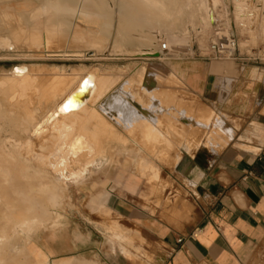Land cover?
<instances>
[{
    "label": "rangeland",
    "instance_id": "rangeland-1",
    "mask_svg": "<svg viewBox=\"0 0 264 264\" xmlns=\"http://www.w3.org/2000/svg\"><path fill=\"white\" fill-rule=\"evenodd\" d=\"M23 1L0 0L2 4L1 9H3H0L2 11L0 12V18L2 19V21L0 19V35H4L5 33L1 28L8 26L6 21L10 22L11 27L13 25H17L16 27H18L19 24H24L21 20L22 16L17 10L5 8L7 5L16 6L18 3H23ZM28 1L31 5H37L39 2V0ZM223 1L227 5L228 13H223L222 8L219 6L218 11L220 16L218 25L215 28L204 29L196 24L192 18L194 14H204V6H201L200 0H180L179 8L173 10L169 18L158 16V11L156 10H150L149 8H145L144 10L143 7L130 3L128 0H101L108 14V17L104 20V28L106 33H108V37L103 34L102 37L104 36L106 41H108V38L116 37L118 31L130 29L131 44H126L122 49L115 48L107 42L103 44L96 42L91 37L90 31L101 29V26L98 23L94 24L93 21L85 20V18L75 12L67 15L68 21L66 19L64 26L65 29L68 28V30L74 32L80 31L77 32L80 35L73 39L75 43H66V37H64L65 40L62 37L63 42L59 38L53 39L54 45L52 43L51 45L47 43L42 44L43 48L40 54L43 57L32 56L33 58L23 55L27 53H14V49L8 52L5 48H0V102H2L0 105V145L6 144L8 141L6 139H8L9 127L6 122V116L4 117V114L7 113L6 110L9 109L8 105L4 104L6 103V97L16 95L19 98L18 103L27 107L28 111L32 113V116L30 115L31 122L25 123L28 131L13 133V136L11 135L12 140H15L16 145L18 144L20 147L25 148L23 152L26 154H30L31 152L36 153L39 150L42 153L46 150V146L42 148L41 146L46 145L47 138L50 137L51 141L53 132L51 130V133L45 134L44 129L48 128L55 121L54 117L57 115L56 112L59 105L66 98L67 94H70L77 88L79 79L88 73L95 74L97 84L100 83L102 85L103 82L108 85L105 90L102 88L104 85L102 87L98 85L96 91L98 94L97 100L93 102V107L89 108V112H92L93 115L96 113L100 118H103L95 110L96 104L99 101H107L108 97L113 93H119L123 95L125 100H129L131 98L129 95H132L138 102H143V108L147 110L148 107L150 111H154L156 114L154 120L159 123H153V125H158L157 130L151 125L153 132L151 136L146 137L147 144L149 145L147 152L152 153V158L148 156L132 157L128 156V154L115 155V158L121 162L122 166L116 168L114 165L101 171L112 156H98V158H103L101 160L105 163H97L96 165L94 163H85L83 167L96 170L99 173L92 176V181L90 177L86 182L77 187H71L69 182H63V185L68 188L66 189L68 193L66 196L58 195V189L55 187H41L40 181L36 177V181L33 183L34 186H26L21 189L22 195H28L29 198H33L34 200V203L28 202L26 207L28 210L22 211L17 202L13 203L14 206L5 203L6 199H3V196L8 192V188L7 185L0 187V264H40V262L44 261L45 256L36 253L39 243L47 244L50 236H54L55 232L64 231L70 227L74 229L78 228L82 222L92 224L97 228L98 224L96 220L98 217L101 219L99 226H101L104 233L105 255H109L118 245V236L122 235L123 237V234L127 232V227L113 219L112 209L107 204H105V207L92 210L89 206V194L91 192L100 191L102 194L105 191L111 194L112 191H115L123 194L121 191L122 187L133 192L139 184L144 188V193L141 196L146 202H152L154 209H151V211L154 213L155 208H158V210H161L160 215H163V213L168 211L169 207L174 205V203H178L181 197L187 196V193L182 189H172L175 182H177L172 175L174 173L173 167L177 163V156H182L183 153L190 154L191 156H196L200 153L205 155L222 154L231 147L229 140L234 135V131L230 134V139H225V144L219 147L211 144L212 146L208 145V148L203 149L199 145L200 140H203L201 132L197 128H193L195 133L192 135V127L183 126V128L179 122L184 114L191 116L192 114H199L198 116H200L201 111L205 113L203 115L205 116L204 120L210 119L215 113H221L226 117L225 121L231 127L234 125L233 121L235 123L234 126L238 129L240 128L238 117L242 118L241 124L247 121L244 117L228 111V108L239 102L240 98L249 97L247 94L240 91L234 96L232 101L228 102L212 100L192 92L177 73V70L183 66L192 65L200 59L210 57L209 45L211 43H226L230 37H234L238 42L239 56L244 60L236 62L224 61L225 64H221L222 68L240 65L234 67H243L241 71L243 74L249 71L256 72V75H250V79L264 77V34L259 31L260 28L257 26L256 21L247 17L245 18L246 20L244 17L241 20H237L235 14H232V12L234 13V7L231 0ZM247 5L248 9H246V13L249 9H253L251 3ZM25 8L26 5H23L21 9ZM51 12L48 18L42 20L45 24L55 21L57 17L55 9H52ZM126 14H131L132 18L126 20ZM140 17L145 18V20H141L137 24L139 22L137 19ZM146 19L150 20L154 25L145 26L147 25ZM71 21L75 23L72 26L71 24L68 25ZM40 25H43V23ZM69 26L71 29H69ZM217 31H222L221 33L224 34V38L227 36L225 41H223V36H220L222 39L218 37ZM142 34L152 36V41H157V48H159L160 42L169 43V52L159 54L162 55L160 60L154 58L144 59L135 54L133 55V53H137L141 48L152 46L151 41L146 42L140 37ZM202 36H204L205 40L200 41V37ZM41 40L44 41V37ZM170 43L173 45L175 43L178 46H170ZM146 44L151 45L146 46ZM56 45L57 47H55ZM16 50L26 49L17 48ZM44 54L47 56L45 57ZM146 63H152L151 66L156 70L149 73L139 72L141 66L148 65ZM18 66L23 67L26 74H32V84L25 88L13 86L11 83L12 68ZM162 67H164V70H162ZM76 74H80V76L75 79ZM234 84L235 82L232 83L231 87ZM21 90L24 91L23 94L25 96H23ZM135 94L137 95L135 96ZM138 95H142L143 99L140 100ZM155 98L158 100V103L154 101ZM227 115L230 117L228 118ZM82 118L78 120L80 123L90 118V115L88 114ZM58 120H62L60 115L56 121ZM113 121L114 123L111 127L115 136L114 142L117 144L120 142L119 144L122 147L120 145L119 147L122 152L133 149L131 141L134 137L132 134L133 128L131 127L133 124H127L126 126L123 121L118 119H114ZM159 129L162 131V133L160 132L161 134H159ZM249 132L252 131L249 129ZM26 143L29 145L28 147ZM112 150L106 148L105 152L109 153ZM133 153H136V151ZM41 158L44 159L43 163L45 167H48L47 171L51 169L53 172L56 170V163H59L65 157L44 156ZM52 159L55 166L51 164ZM84 162H87L86 157H84ZM68 170L75 171L76 168L71 166ZM53 175L55 173H52L50 176ZM99 175L101 176L99 177ZM26 177L29 179L34 178V174L28 172ZM101 187L103 189H99ZM166 188H170L171 194L166 193ZM87 192L88 194L86 195ZM55 200L58 201L53 202ZM32 206H34L33 210H31ZM194 210L195 205L192 200V217ZM123 241L124 239L122 240L120 251L128 255L129 250L124 246V243H128L127 241ZM126 258L138 264H148L151 260V256L144 252L135 253L133 256ZM80 262H83V264L91 262L100 264L101 259L95 251L75 257L72 264H81ZM48 264L51 263L48 262ZM250 264H264V258L255 259Z\"/></svg>",
    "mask_w": 264,
    "mask_h": 264
},
{
    "label": "crops",
    "instance_id": "crops-1",
    "mask_svg": "<svg viewBox=\"0 0 264 264\" xmlns=\"http://www.w3.org/2000/svg\"><path fill=\"white\" fill-rule=\"evenodd\" d=\"M219 61L200 59L177 73L192 92L212 100L228 102L240 91L247 94L228 108L247 121L241 124L238 117L239 129L232 121L234 135L226 152L183 153L173 167L177 182L172 189L187 196L160 215L141 196L142 186L133 192L122 187L123 194L112 191L107 202L113 219L127 227L113 252L105 255L98 217L97 228L82 222L55 232L47 244H38L36 253L51 264H72L75 257L95 251L102 264H138L126 257L140 252L151 256L148 264H250L264 258V77L250 79L256 72L243 74V67H234L240 65L222 68L225 62ZM121 237L128 255L120 251Z\"/></svg>",
    "mask_w": 264,
    "mask_h": 264
},
{
    "label": "bare ground",
    "instance_id": "bare-ground-1",
    "mask_svg": "<svg viewBox=\"0 0 264 264\" xmlns=\"http://www.w3.org/2000/svg\"><path fill=\"white\" fill-rule=\"evenodd\" d=\"M128 1L130 3L136 4L139 7H143L144 10L145 8H149L150 10H156L158 11L157 15L163 18H169L173 10L178 9L180 4V0H128ZM231 2L233 3V7H234V13L232 12V14H235L237 20H241L243 19V17L245 19L247 17L248 19L256 21L258 24L257 26H259L260 28L259 31L264 34V0H231ZM248 2L251 3L253 9L252 10L249 9L250 11L248 10L249 12L247 11L246 13V9H248L247 4H250ZM200 3L201 6H204V14L197 13L194 14L192 18L194 19L196 24L200 25L201 28L204 29L215 28L219 23L220 15H219L218 7L220 6L222 8L221 9L222 12L226 13L227 5L224 3L223 0H200ZM23 5H26L25 9H21ZM1 6L2 4L0 3V9ZM5 8L9 10L10 9L17 10L19 14L22 16L21 20L24 23V24L18 23L19 24L18 27H16L17 25L16 26L13 25L15 27L14 28L13 26L11 27V24H9L10 22L6 21L8 26L6 28H1L5 33L4 35H0V48H5L6 51L8 52L9 51L11 52V50L14 49L13 50L14 53L22 52V53H27L23 55L30 57L32 56L43 57V55L40 54L43 48L42 44L47 43L51 45L52 43L54 45L55 43H53L54 42L53 39L55 40L59 38L62 41V39L66 37L67 38L66 43L69 42L75 43V40L73 39L77 38L78 35H80V33L79 34L77 33L80 31L74 32L68 30V28L66 29L64 28L66 24L67 15L70 13L73 14V12H75L76 14L78 13L79 16L85 18V20L87 19L93 21L94 24L98 23V25L101 26V29L90 31L91 37L96 42L101 44L107 42L110 45H113V47L120 49H122V47H124L126 44H131L130 29L118 31L117 36L116 37L114 36L113 38L110 39L108 38V41H106L104 36L102 37V34L107 35L108 37V33H106L104 28L105 26L104 20H106L108 14L106 13L105 6L102 4L101 0H39L37 5H31L29 4L28 0H24L23 3H18L16 6L7 5ZM52 9H55V14L57 15V17L55 21H52L54 23L49 22V24H45V22H43L42 20L44 18H48L51 15ZM7 14L6 16H8ZM125 17L126 20H130L132 18L131 14H126ZM6 18L5 20L8 19ZM5 20L3 19V21ZM137 20H139V22H137V24H139L141 20L143 21L145 20V18L140 17ZM72 21L71 23L69 22L68 25L71 24L72 26V24L74 23V22L72 23ZM133 21L135 22V20ZM146 21H147L146 22L147 25L143 23L145 26L154 25L152 24V22H150V20L146 19ZM40 22H42L43 25H40L42 24ZM69 29H71L70 26ZM221 32L222 31L216 32L218 33L217 35L219 38L220 36L222 37L224 35ZM160 36L162 35L160 34ZM42 37H44V41L41 40ZM140 37L143 38V40L146 42L151 41L152 46H150L151 44L150 45L148 44L150 47L141 48L139 49V51H137V53H133V55L135 54L139 57H143L144 59L154 58L160 60L162 58V55L159 54H165L170 50L169 43L167 44V42L165 43L168 46V50L166 52H162L161 50L162 42L159 43V48H157L156 46L157 41L156 42L152 41V36L142 34L140 35ZM226 37L224 38L223 36L224 38L223 41H225ZM203 39L204 36L200 37V41H203ZM63 40H65V38ZM171 43L173 42L171 41ZM171 43L170 46L175 45V43L174 45ZM212 44L213 43L209 45V48ZM148 45L146 44V46ZM55 47H57V45ZM17 48H21V49L25 48L26 50H16ZM28 52H30V54H28ZM44 56L46 57L47 55L44 54ZM146 64L148 65L141 66L139 72L149 73L151 71L156 70L151 66L152 63H146ZM23 69L24 68L21 66L12 68L13 74L10 78L13 86H20L25 88L26 86L32 84V80H31L32 74L31 75H29L28 73L26 74ZM162 70H164V67H162ZM94 75L88 73L85 74L81 79H79L76 91L67 94L66 98L59 105V108L56 112L57 115H55L54 117L55 121L51 123V125H49L48 128L44 129L45 134L51 133V130L53 132H52L51 141L49 137L46 140L47 141L46 145L41 146V148L43 146H46V150L43 151L42 153L41 150H39L36 151V153L31 152L30 154H26L25 152H23L25 148L20 147L17 144L19 146L18 147L15 143V140H12L13 133L14 134L17 132L23 133L25 131H28L27 125L25 123L31 122L30 117L32 116L31 115L32 113L28 111L27 107L18 103L19 98H17L16 95L15 96L9 95L8 97H6V103L4 104L8 105L9 109L6 110L7 113L4 114V117L6 116V122L8 123V127H9L8 136H7L8 139H6L8 141L6 144L3 143L2 145H0V161H1L0 187L7 185L8 188V192L3 196V199L4 198L6 199L5 203H7L10 206H14L13 203L17 202L18 205L22 208V211L27 209L26 207L28 202L31 201L34 203V200L33 198H29L28 195H22L21 189L25 188L26 186H34L33 183L34 181H36V177L39 179L40 182H42V183L39 182L41 187L52 186L58 189L57 191L58 195H63V196L68 195L66 190L68 188L63 185V182H69L71 184V187L72 186L77 187L83 184L84 182H86L87 179L90 177L92 181L93 180L92 176L99 172H96V170L93 169H87L83 166L85 163H94L95 165L97 163L98 164L105 163L101 160L103 158H98V156H105V155L112 156L110 161L106 163L105 168L102 169L101 171H104L106 168L112 167L114 165L116 166V168L122 166L121 162L115 158V155L128 154V156H132V157L148 156L152 158L151 155L152 153L147 152L148 151L147 147H149V145L147 144L146 137L149 135L151 136L153 132L151 129V125H153V123L155 122L159 124L158 121L154 120V118L156 117L155 112L150 111L148 107L147 110L143 108L144 106L142 105L143 102L142 103L138 102L135 98H133L132 95H129L131 97L129 98V100H125L122 94L113 93L112 95H110L111 97L110 96L108 97L107 101L105 102L99 101V103L96 104L95 106V110L103 118H100L96 113L95 115H93L92 112H89V108L93 107L92 106L93 102L94 101L96 102L97 100L98 94L96 91L98 89V85H100L101 87L102 85H104V87H102L104 88V90L107 89L108 87V85L103 82L102 85L100 83L97 84L96 83L97 78ZM79 76L80 74H76L75 79L78 78ZM23 93L24 91H22V94ZM136 95L137 94H135V96ZM23 96H25V94H23ZM138 97L140 98V100L143 99L142 95H138ZM154 101L158 103V100L156 98ZM1 104L2 102H0V105ZM62 108H64L65 110L61 111ZM88 114L90 115V118H88L86 121L84 122L82 121L83 123H80V121H78L80 119H83L82 117L87 116ZM59 115L61 116L62 120L56 121ZM198 115L192 114L191 116L188 114L187 115L184 114L180 118L179 122L182 127L183 126L192 127V135L195 133L194 129L196 128L201 132V134L203 135V140H200V144H199L201 148L206 149L208 148V145L209 146L215 145L219 147L220 145L225 144L226 142L225 139L227 140L230 139L231 136L230 134L233 132V128L225 121L226 117L224 115H222L221 113H215L212 115L210 119H205V120H204L205 116H203L205 115L204 112L201 111L200 116ZM114 119L123 121L126 126L127 124L129 125L133 124L131 127L133 128L132 134L134 135V137L132 139L130 138L133 143V147H134L133 149L130 150L127 149L129 151L126 150L127 152H122L121 148L119 147V145L122 147V145L119 144L120 142L118 144L114 142L115 136L113 134L114 132L111 127V125L114 123L113 121ZM157 126L158 125L156 124L153 125V127L156 130H157ZM160 132L162 133L161 129H159V134H161ZM233 145L237 146V142L235 140L233 142ZM26 146L28 147L29 145L26 143ZM104 148H110L113 150L112 152L108 153L104 151L105 150ZM134 151H136V153H133ZM44 156L46 157L63 156L65 158H63V160L60 161L59 163H56V166L55 163H53L54 162L53 159L51 160V164H53L56 167V170H54L55 172L54 171L52 172L51 169L50 171H47L48 167H45L43 163L44 159L41 158ZM84 157L87 158V162H84ZM180 158L181 156L178 155L177 161ZM71 166L76 168V170L75 171L68 170L69 167ZM28 172L34 174V178L29 179L28 177H26V174ZM52 173H55V175L50 176ZM100 176L101 175H99V177ZM99 189H103V188L101 187ZM87 194L88 192L86 193V195ZM110 195H111L110 193L105 191L102 194L100 193V191L91 192L89 194V206L91 207L92 210L100 209L103 206L105 207V204H107ZM56 201L58 200H55L53 202ZM33 208L34 206L31 207V210H33ZM80 263L83 264V262ZM40 264H48L47 258L45 257L44 261L40 262ZM85 264H95V263H85Z\"/></svg>",
    "mask_w": 264,
    "mask_h": 264
},
{
    "label": "built area",
    "instance_id": "built-area-1",
    "mask_svg": "<svg viewBox=\"0 0 264 264\" xmlns=\"http://www.w3.org/2000/svg\"><path fill=\"white\" fill-rule=\"evenodd\" d=\"M162 52L168 50L165 42L161 44ZM211 55L207 59L220 60V61H243L244 59L239 56L238 42L234 37H230L226 43H213L210 46Z\"/></svg>",
    "mask_w": 264,
    "mask_h": 264
},
{
    "label": "snow or ice",
    "instance_id": "snow-or-ice-1",
    "mask_svg": "<svg viewBox=\"0 0 264 264\" xmlns=\"http://www.w3.org/2000/svg\"><path fill=\"white\" fill-rule=\"evenodd\" d=\"M64 110H65L64 108L61 109V111H64Z\"/></svg>",
    "mask_w": 264,
    "mask_h": 264
}]
</instances>
